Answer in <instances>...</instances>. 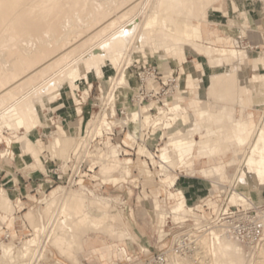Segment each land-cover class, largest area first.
Instances as JSON below:
<instances>
[{
  "label": "bare ground",
  "instance_id": "6f19581e",
  "mask_svg": "<svg viewBox=\"0 0 264 264\" xmlns=\"http://www.w3.org/2000/svg\"><path fill=\"white\" fill-rule=\"evenodd\" d=\"M22 1L25 2V4L28 7H26V5L24 3H22ZM26 1H27V3H26ZM35 1L36 2L30 0L31 5H28V3H29L28 0H0V51H2L3 54L7 53V55L11 56L12 58L13 57L16 58L15 60L14 59L11 60L12 61L11 71H7L4 68V66H2V64H1L2 59H0V100L4 99V101H6L5 100L6 97H8L10 94L12 95L13 90L17 86H18V88L21 87V84L24 83L23 82L24 80H22L24 77L25 78L28 77L26 79L24 78L25 80H28L32 75H33L32 76V78H33L36 75H38V73L40 75L44 74L42 72H44L45 70L42 72L39 70V68L41 69L42 66L41 67L36 66L37 64H39L41 62L42 59L45 60L44 58L46 57V55L44 57V54L46 53L45 47L43 48V51L39 52V54L38 53L35 54L36 53L35 48L38 49L39 46H41L40 48H42V45H40V43L35 44V45L39 44L38 47L33 45L35 47L34 48L35 53L32 55V53L34 52V51H32L31 52L32 56L31 55H28L29 57L25 56V54L23 53L25 51V48L22 45L19 47V49H15L17 51L13 52L14 44L19 39L28 36L27 35L28 33H32L35 35L37 33L41 34L40 29H41L42 25L40 24V20L42 18L40 19V17H38L40 19L38 21V19L32 15V14H34L33 13L34 10L37 13V10H39V8L41 7V3L36 4L38 1L37 0H35ZM59 1H62V0H59ZM59 1H57L58 3H56V1H53V3H51L49 5L50 0H48V1H46L47 3L44 2V4L46 3V5L44 7H42L41 9L44 11L51 10V12L52 11L54 12L55 10H57L55 13L57 14L56 17H58L59 15L63 14L62 12H63V9L66 7V5L69 7V5L66 2H64L65 5H63V4H60L63 2H59ZM68 1L69 0H67V2ZM85 1L87 2L88 0H85ZM85 1H83L84 4L86 3ZM118 1L120 2L121 5L124 4V2L123 3L121 2L122 0H118ZM127 1H130V2L128 3ZM127 1H126V3L129 5H127L126 7H125V5L120 6V7L118 6L119 8L113 7V8H115L113 10L114 12L117 11L118 9H121V7H124V8L122 10H119V12L117 11L116 14L114 13L116 16L111 18V19H108V17H107L108 14L110 13V11H109L110 8L107 9L109 12L108 13L106 11L107 7H105V5H103L102 7H98L99 2L97 3L98 6L96 5V7H92V9H90V11H89L91 13V17L96 18L98 16H103V19H104V16L107 15L106 18L108 19V21L104 20L105 23H100V24H103L102 27H100V24H99V28L96 27V30L103 28L104 25L107 24V25H105L106 27H104V29L111 27V29L109 28V30L112 31L114 28V25L117 23L116 21L122 22V20L120 18L125 17V15L128 14L127 12L131 11L134 7L137 6L136 5L137 0H127ZM140 1L141 0H139L138 2H140ZM31 2H34L35 5L39 6V8L35 7V5H33V3H31ZM77 2L78 1H76L75 4L78 5L80 2L79 3H77ZM88 2L92 3L91 0H89ZM93 2H94V0H93ZM96 2H97V0H96ZM108 2H109V0H108ZM108 2L106 0V3H108ZM119 2H117V3H119ZM153 2H155V0ZM215 2H219V4L215 5L214 4ZM71 3H73V1ZM142 3H143V0L141 2V6H142ZM144 3H146V0ZM193 3H192V0H156V3L152 4L150 9H148L149 11H148L147 15L145 16V19L143 18L144 22L141 21V22H143V25H142V29L140 31V35L142 33L141 38L146 37V39L148 41V46H147L148 50L156 51L157 54L161 58L166 59L167 62H172L174 64H177L178 62H182L183 61V57H182L183 55L181 54L182 49L189 50L190 53L195 54L198 57L202 58L201 62H196L197 68L195 67L189 72L188 79L192 78V79H194V81L198 82L197 84L199 86V89L204 88L205 93H203V94L200 93L199 96L196 97V101L191 103L190 108L189 107H183V106L178 105V104H166V109H167L166 111L163 109V107L162 108L156 107V110L158 111V113L160 115H162L164 117L167 116L168 114H170L171 117L169 119L165 117L167 120L170 121L169 124L165 123L166 124L165 127H167V129H168L167 132L169 134H174L176 136V141H180L184 137L188 139V140L186 139L188 141V143L181 144L177 147H173V149H172V153L174 151L180 153L177 155L178 157L175 155L178 158V161L180 162V169L189 170L190 168H192L195 164L194 157L196 154L197 156H200L205 161V166L200 169L199 173L201 175H203L205 177V179H209V178H213V177L216 178L215 176L224 172L226 167H229L232 164L236 163L235 159L233 158V154L231 152L229 153V151H228V152L224 153V151H226V148H227L226 145H228V144L224 145L225 142L226 143L228 142L225 140L228 139V140L232 141L233 144H235L236 149H239L238 151L242 152V157H241V160L239 163L240 165L237 166L238 167V174H237V178L235 179L236 180V187H237V189H243V190L245 189L246 191L245 192L243 191L244 192L243 196L251 198L252 203L253 202L258 203L259 202V200H258L259 196L264 192V122H263L262 126L261 125L259 126V124H256L255 121L253 120V118H254L253 114H250L248 112L245 113V108H250L253 106H260L264 102V80H263L264 75H261V76L257 75L256 76V73H254L255 69H264V60H263L264 56H262V58H263L262 60H259L258 59L259 56L255 52H252L250 50L242 51V50H237L233 47L231 49L218 50V49H214L212 47H207V46H202L200 44H197V40L205 38V40H207L209 42H215L217 44H223V43L231 44L232 42H233V44H235V40H233L232 37H230L226 33H224V32L216 33V32H212V31H209L208 29H206V27L204 26L206 24L203 23V21L209 20V21L215 22L216 21L215 17L219 15L222 17L219 22H223L224 23L223 25H225V27L233 28V29L236 28L237 30H239L240 33H242L243 32L242 28H244V27H239L236 25V22L239 21L238 17H241V21H242L243 26L245 23L249 24V22L252 20L251 17L256 16L255 7L257 8V5H260L261 9L262 8L264 9V0H221V1H218V0H197V2H196V0H193ZM21 4L22 5L24 4V6H23L24 10L22 9ZM44 4L42 2V5H44ZM109 4H110V2H109ZM109 4H107V5H109ZM113 4H114V2H113ZM90 5L91 4H88L87 8H89L88 6H90ZM138 5H140V4L138 3ZM31 6H32V9L30 10L29 7H31ZM248 6H252L254 9L249 10ZM72 7H73V5H72ZM146 7H147V5H146ZM84 8H86V5ZM84 8H83V10H84ZM27 9L29 11H31V13H32V14H30V16L27 15L26 13H24V11L29 12V11H27ZM138 9H136V10H138ZM78 11H79V9H78ZM262 11L263 10H261V13H262ZM42 12H41V15H42ZM84 12H85V10H84ZM194 12L197 14H193ZM36 13H35V15L38 16L39 13H37V14ZM79 13H80V11H79ZM70 14H71V12H70ZM82 14H84V13H82ZM144 14H146V12ZM144 14H142V15H144ZM45 15H46V13H45ZM67 15H68V13L67 14L65 13L66 20L68 17ZM65 16H64V18H65ZM229 16H231L233 18V20L227 21L226 19ZM42 17H44V16H42ZM47 18L49 19L51 17H47ZM71 18L73 19V17H71ZM83 18H85V16ZM99 18H101V17H99ZM118 19H120V20H118ZM127 19H128V17H127ZM42 20H45V19L43 18ZM51 20H52V18H51ZM53 20H54V18H53ZM62 20H63V18H62ZM254 20H256V19H254ZM46 21H47V19H46ZM64 21H63V23H64ZM57 22L58 21L55 20L53 22L54 24H52V25H54V27L56 29L59 28L57 25ZM101 22H102V20H101ZM46 24H47V22H46ZM90 24H92V23L90 22ZM85 25H86V23H85ZM119 25L120 24L118 23V26ZM138 25H139L138 23L135 25L133 24V26H131V24H130V27L128 25H125L128 28L124 29L122 27V29H121V27H120V30H122V31L119 30V32H116L117 31L116 30L117 28H116L115 29L116 33L115 32H113V34L111 33L113 35V39L111 38L112 37V35H111V37H109V38H111V40H109L106 44H104L105 42L103 40L102 41L104 43H101V40H100L99 45H100V43L104 44V45L98 47V45L96 44L97 47L94 48V52L90 51V53H88V51H87L88 54L87 53L84 54V55H88V58L86 60H85L86 57L83 55V57H85L83 61L78 60L79 64H75V65L73 64V66H71V68H68V70L63 71L64 74H63V72H59V74H62V76H57L58 78H55L54 81L51 80V78H50L49 79L50 82L47 85L44 83L46 87L44 85H42V87L44 86V88L41 87L42 88L41 89L38 86L39 89H38V91H36V94L34 93L35 95L32 94L33 96H31V97L29 96L30 97V98L28 97L29 99L26 98L27 100L25 99L26 101H24L23 103H19L20 102L19 101V102L13 104V102L10 101V103L12 102L11 105L8 104L9 105L8 107L3 109L2 111L0 110V125L5 126L6 128L10 129L13 132H18L20 130L24 131L22 133V135L18 138V140L21 143L19 147L21 150H25V152L31 154V156L34 159L35 166L37 168H39V170H41L42 172H46L45 165L43 162H41V160L38 156V154H39L38 150L35 148L34 143L32 141V138H31V130L32 129H34V128H44L45 129V128L50 127L52 114L55 111H58L62 108L67 109L65 114L68 116L72 115L73 113H75L76 115L81 113L80 107L75 108L73 110V112L70 109L71 103H76L77 105H79L77 95H76L77 91L79 89H82L84 91L85 96H89L90 92L93 91V87H94L93 82H92L93 79H95L96 81L98 80L101 84H103L104 81H106L108 78H111V82H112L114 78L112 77V75L110 73L111 68H113L115 70H119V72H120L119 78L113 81L114 82V89H116V90L120 89L122 91H125V93L130 90L131 81L129 79V75L127 72L128 69L126 70V68H127L126 65H130V63L132 62V59H131V56L133 54L132 52L140 51L139 48H140V44L142 42H138L137 41L138 39H137L136 41L138 43H135V45L136 44L137 45L135 46V48H133L134 50L132 52H130L131 54H129L130 55L129 58L128 59L126 58L127 59L126 63H124V65H121L122 67L120 66V63L122 62V59H124L123 57L125 56L126 50L128 48L127 43H128V41H130L132 39L133 35H135V32H136V29L138 28ZM116 26L117 25H115V27ZM50 28L53 29L52 27H50ZM68 29L69 28H67V31H68ZM44 30L46 31V29H44ZM48 31H50V30L48 29ZM48 31H46V32L48 33ZM56 31H58V30H56ZM93 31H94V34H96V31L95 30H93ZM101 31L99 30V32H101ZM65 32H66V30L64 31V33ZM90 32H88V33H90ZM99 32H97V33H99ZM105 32L106 31L103 30V32H101L102 34L101 33L100 34L104 36ZM231 32H234V31H231ZM47 33H46V35H47ZM51 33H53V32H51ZM51 33L49 32V34H48L49 37L54 35V33L52 35H50ZM114 33L115 34L118 33L116 35V37L114 36L115 35ZM43 35L44 34H42V36ZM46 35L44 37L46 39H48L47 38L48 36L46 37ZM92 35L93 34H91V36H90V34H89L90 37H88V35H87L88 40L85 42H83L85 39L83 41L80 40V41H82L80 44H82V43H84V45L87 44L86 42H88L91 39ZM29 36H31V34H29ZM38 36H37V38H38ZM95 36H98V35H95ZM28 37H26V38H28ZM62 37H63V34H61V40H62ZM66 37L69 38L68 35L65 36V39H67ZM82 37H84V36H82ZM100 37H99V39H100ZM107 37L108 36L106 34V38ZM33 38H36V37H33ZM37 38H36V40L38 41L39 38L38 39ZM40 38H42V37L40 36ZM43 38H42V40H43ZM45 38H44V40H45ZM52 38H53V36H52ZM70 38H72V37H70ZM85 38H86V36H85ZM96 38H98V37H95L94 39H96ZM137 38H138V36H137ZM50 39H51V37H50ZM58 39L56 41H58ZM52 40H54V38ZM91 40H93V39H91ZM104 40H106V39H104ZM143 40L144 39H142V41ZM39 41H41V40H39ZM33 42H34V40H33ZM47 42H49V41H47ZM45 43H46V40H45ZM53 43L56 45L55 40ZM61 43H63V42H61ZM61 43H58V45ZM63 44H65V43H63ZM144 44H145V42H144ZM72 45H74V44H72ZM152 46H154V48H152ZM74 47H77V45ZM14 48H16V47H14ZM26 48H27V46H26ZM47 49H48V47H47ZM62 49H65V48H61V51H62ZM92 49H90V50H92ZM39 51H40V49H39ZM66 51H68V50H66ZM26 52H27V50H26ZM29 52L30 51H28V54H29ZM55 53H53V54H55ZM59 53H60V51H59ZM63 53H65V52H63ZM67 53L68 52H66L65 54H61V55H63V57H64V55L66 56ZM23 54L25 57L23 56ZM50 56H52V55H50ZM58 56H59V54H58ZM58 56H56L57 60L54 58L55 60L53 62L56 63L63 58L62 56H61V58ZM42 57H44V58H42ZM47 57H49V56H47ZM76 58H78V57H76ZM64 59L66 60V58H64ZM47 60H49V59H47ZM47 60H45V62ZM63 61L64 60H62L61 62H63ZM187 61H188V58H187ZM5 62H6V60H5ZM42 62H41V64H42ZM51 62H52V59H51ZM167 62H165V63H167ZM59 63H58V65H59ZM74 63H75V61H74ZM50 64L48 63V67L50 66ZM58 65H53V66L51 65V67H54V66L58 67ZM9 66H10V64H9ZM34 66H36L37 68L35 67L36 68L35 69ZM44 66L46 69L47 65L45 64ZM59 66H61V64ZM119 66H120V69H118ZM125 66H126V68H125ZM48 67H47V69H48ZM42 68H44V67H42ZM25 69L29 72V73L27 72L28 74H30V75L32 74V75L31 76H27V75L24 76L25 75L24 74ZM51 69H53V68H51ZM23 70H24V73L22 74ZM37 70H38V72H37ZM41 70H43V69H41ZM164 70H165V68H164ZM167 71L169 72L171 70L167 67ZM250 71L252 72V74H250ZM56 74L58 75V73H56ZM220 75L222 76V78H221L222 80L220 79V77H221ZM45 76H47V75H45ZM218 76H220V77L218 78ZM32 78H30V79H32ZM217 78H218V82H215V81H217ZM90 79H92V80H90ZM20 81H22L23 83L21 82V84H20L19 83ZM32 85H33V83H32ZM215 88L220 92L221 95L219 97H221V98H222V96L225 97L226 95L231 96V94H234V93L235 94L241 93V94H239V96L236 95V97H235V98H237L238 103L241 106V109H239V110L233 109V108L228 107V104H226V103L214 101L213 102L214 105L212 106V108L214 107V109L215 108L218 109V111L216 112L217 115L216 114L214 115V113H211L210 112L211 110L208 109V106L210 105V103L208 104L207 97H208V92L209 91L212 92L213 90H215ZM98 89H100V88H98ZM122 91L117 95V98H120L122 95H124L122 93ZM65 93L67 94V98L64 97ZM110 96H112V95H110ZM26 97H27V95H26ZM113 97H114V94H113ZM8 99H10V97ZM232 99H234V98H232ZM3 102L1 101L0 103H3ZM236 102L237 101H235V103ZM102 104H103V102H102ZM167 111H168V113H167ZM140 112H142L141 115L144 118L143 122L147 125L150 124V122H151L150 113L148 112L147 108L146 109L144 108L143 111L140 110ZM97 115H100V114H94L93 113L90 116V118L86 121L87 133H89V134H90V132H89L88 126L90 128H92L91 126L94 124V122L96 123V120H97L96 118H99V117H97ZM139 116H140V114L137 112H129L127 119H123L121 121L116 120V121L108 122L106 119L107 114H105L103 111L102 116H100V119H98V127H96L94 134L97 135L98 134L97 132L102 127L112 128V126H114V125H120L121 127L124 125H127L126 128L128 129V131L125 135V141L123 143H125V145H129L130 142L135 140L134 136H135L136 127H137L136 122H137V118ZM155 119H153V120H155ZM162 119L163 118H161V120ZM84 120H85L84 117L80 118L79 126L76 129V133H79L80 125L84 122ZM155 123L157 124L158 122H155ZM201 123H202V126L198 127ZM212 125H214V127H216V128L212 127ZM152 126H154V125H152ZM197 127H198V129H197ZM147 128H149V127H147ZM217 128H219V129H217ZM2 129H3V127H2ZM91 130H93V129H91ZM0 131H1V128H0ZM54 131L57 133L58 137L54 138V142H51V143H53L51 151L52 150L55 151V149L58 147L60 150L59 154L63 156V155H66L67 151L69 152V150H68L69 148H71V150H72L75 146L76 147L78 146L76 144L77 142H75V138L69 134L68 130H66V134H63V132H61L60 130H57V129H55ZM217 131L220 133V136H218V137L221 138L222 143L225 141L223 146L221 145V142H218V141L214 144L211 143L212 141L210 140V137L213 138ZM167 132H165V133H167ZM255 132H256V135H255ZM199 134L201 135L202 140L199 142L197 141L198 143L196 144L195 152L189 151L190 153L188 154V156L190 155L193 158V160L191 162H188L189 159H186V157L183 156L182 151L191 148L194 144L196 136ZM54 135H56V134L54 133ZM92 136H94V135H92ZM225 137H226V139H225ZM253 137H254V140H253ZM0 139H1V135H0ZM5 140L7 142L9 141L8 138H5ZM219 141H220V139H219ZM165 143H167V142H165ZM230 145H231V143H230ZM104 147L108 148L109 146L105 145ZM111 148H109V149H111ZM228 149H230V148H228ZM108 150H106V151H108ZM170 151L171 150L168 149L167 145L163 146V148L160 149L161 153L159 155V158L162 161H167L171 156V155L169 156ZM145 153H146V151H145ZM52 154H53V152H52ZM141 154H142V152H141ZM229 154L232 155V157L226 161L225 157H226V155H229ZM116 155H118V153ZM67 156H66V158H67ZM98 157L100 158L99 159L100 161H97V164H99V166H100L99 176L102 178V181L104 183H106L109 179H112L113 183L115 185H117L123 179L130 176V173H131L130 172V166L132 164L131 159L130 160L129 159H123V160L119 159L118 157L114 156V154L110 153L109 151L107 154H105L103 152ZM149 158H150V156H149ZM151 161H153V159ZM144 164L145 163H143V165ZM145 166H146V164H145ZM163 168H166V167H163ZM144 170L148 173L147 168ZM162 170H164V169H162ZM115 175L120 176V177L118 178ZM149 175H150V172H149ZM234 175H236V174H234ZM97 178H98V176L92 177L93 180H97ZM175 180H176V178H174L171 175L166 174V178L164 180H162V181L160 180V181L163 183H167L168 186L171 187L174 184H176ZM182 182L185 184L193 185L196 181H194L193 179L188 178V177L187 178L183 177ZM79 184H81V183H79ZM185 188L186 187H184V189H183L185 191V192L183 191L184 193H180L178 191L177 193L172 194V195L177 196L178 204L173 208L171 207L170 213H167V216H171L173 221L174 220L179 221V224L187 222L185 217L180 215L185 210V207H188L190 209L189 211H191V212H187L186 215L188 213H192L191 215L196 222L198 221L197 219L199 218L195 214V212L193 213V211H195L194 207L197 205V203L192 200L191 193L187 190V188L185 190ZM205 192H206V190L204 188V190H200L197 193V195L200 196V195L204 194ZM241 193L238 194L239 195L238 198H240ZM232 197H234V196L232 195ZM115 198L106 197L103 195H98L94 192H90L86 189H81V188L78 190L76 189L75 191L71 190V191L66 192V193L64 192V188H62V187H57L54 190H52L50 193L49 202H47L45 204L46 208H47L46 210L48 212H50L51 209L54 210V208H55V210L56 209L58 210L56 213L57 219H56V221L54 220L55 225L53 228L51 227L52 231L49 232V235H50L49 238L52 237V235L54 237V238L52 237L53 240H52L51 244H53L56 248H58L62 254L64 253V254L68 255L69 259L73 258L76 262L74 260L73 261L77 264L78 261L75 258L76 256L73 254V248L76 245V247L77 246L80 247L78 250H82L81 243L84 244V242H79V240L81 239L79 237L82 235V233H84L85 229H87V230L91 229L89 231L95 230V231H99V232L101 230H103V233H106L107 235H109L111 237L115 236V234H113L112 230H113V227L116 228V226H114L113 224L117 221L119 222V218H121V217H119L120 215H118L116 212L112 211V208H109L110 202H117V200ZM14 199L15 198H14V195L12 192H6L5 190L0 188V213L3 214L5 216V218H7L8 212H10L11 214L13 212V206H12L13 201L16 200V202H18L19 205L21 206V200H18V199L14 200ZM242 199H243V197H242ZM243 201H244V199H243ZM257 206H258V204H257ZM196 207H200V205H197ZM46 210H44V212ZM47 211H46V213H44L46 216L49 215V213L47 214ZM41 212H42V210H41ZM52 212H54V211H52ZM28 213L32 214L33 212H31V210H28ZM262 214H264V213H262ZM12 215H14V214H12ZM31 216L33 218H35L33 215H31ZM27 217L29 218V216H27ZM32 217H31V220H32L31 223L34 222V224H31V225L34 227L33 228L34 236H33V238L26 240L23 243V247L20 250L18 249L19 253L22 255L23 258L29 256L30 254L33 256L32 251H33V249H35V247L38 245V243L40 242V239H41L40 238V232H41V230L45 229L43 226H42L43 228L41 226H38V222L36 223L37 224L36 225L35 221H33L34 219H32ZM261 217L264 221V216H261ZM21 218L22 217H13L12 216L10 226H11V224L16 225V222L13 223V221L22 220ZM55 227H57L58 229H56ZM7 229L10 231V235L13 236L11 230L9 228H7ZM54 229H56V230H54ZM0 230H1V228H0ZM117 230H119V229H117ZM86 232H88V231H86ZM51 233H52V235H51ZM79 234H80V236H78ZM127 234H128L127 231L122 232V230H121L120 238L126 237ZM28 236H30V235H28ZM199 238H200L199 242L201 245L200 249H202L203 251L202 252H196L193 254L194 255L193 259H194V261H197V264H239L240 261H241L240 263L243 262L241 259V256L245 252L242 248L243 247L242 244L233 240L229 236L224 235L220 229L210 228L209 230H207V232H204L203 236L200 235ZM47 239H48V237H47ZM38 247L39 246H37L36 248H38ZM40 248H42V247H40ZM108 248L106 250L107 253L105 254V256L108 255L111 251V247H108ZM263 248H264V246H263ZM14 249H15V247L12 244H7V245H3L2 243L0 244L1 255L5 258H7V257L10 259L16 258V255H15V257L13 256V250ZM254 249L255 248H253L252 251H255ZM117 251L120 252L121 249L117 248L116 252ZM36 252H37V250H36ZM17 255H19V254L17 253ZM21 255H19L18 257H20ZM18 257H17V259H18ZM22 257H20V258H22ZM169 257H171V256H169ZM250 257H249V260H250ZM206 258H208V260H209L208 263L206 262L207 261ZM244 258L246 259V257H244ZM255 258H256V256H255ZM1 259H3V258H1ZM170 259H172L171 264H192V261L191 262L187 261L178 255H174ZM205 259H206V261H205ZM251 259H252V257H251ZM4 260H8V259H4ZM21 260H23V259H21ZM249 260H246V261H248L247 263L248 264L252 263L253 259L250 261ZM1 261H3V260H1ZM254 261H256V260L254 259ZM11 262H14V260H12ZM7 263H10V262H7ZM247 263H245V264H247ZM256 263H258V261ZM258 264H263V263H258Z\"/></svg>",
  "mask_w": 264,
  "mask_h": 264
},
{
  "label": "rangeland",
  "instance_id": "374dc122",
  "mask_svg": "<svg viewBox=\"0 0 264 264\" xmlns=\"http://www.w3.org/2000/svg\"><path fill=\"white\" fill-rule=\"evenodd\" d=\"M28 1H29L28 5H31L30 0H28ZM31 1L36 2L35 0H31ZM37 1L38 2L36 4L41 3L40 8H39V6L35 5L34 2H31V3H33V5H35V7L39 8V10H37V13H39L38 16L35 15L36 11L34 9L33 10L35 12L32 10L34 14H32L31 11H29L28 9H27V11H29V12L24 11V13H26L29 16H30V14H32L33 16H35L38 19V21L41 18L45 19V20H42V19L40 20V24L42 25L41 29H40L41 34L37 33L35 35L32 33H28L27 34L28 36H29V34H31V36H29V37L26 36L29 39L26 37L19 39L14 44V47H16V48L13 47V52L17 51L15 49H19V47L22 45L25 48V51L23 53L25 54V56L29 57L28 55H31V52L34 51L35 49H36L35 50L36 53L34 51L32 53V55L34 53L39 54V52L43 51V48L45 47L46 53L44 54V57H45V55H46V57L45 58L42 57V58H44L45 60H47V59H49V60H47L46 61L47 63H46L45 60L42 59L41 60V62L43 61L42 64L40 62L36 66L37 67H41V66L44 67V68L41 67V69H43V70H41L40 68H39V70L41 72L45 70L46 72L45 71L42 72L44 74H41V75L38 73V75H36L35 77L32 78V76H33L32 74H31L32 76L30 74H28L29 72L26 69H25V73H24V70H23L22 74L24 73L25 74L24 76H26V75L31 76L30 78H32V79L29 78L30 80L29 79L25 80L28 77H26V78L24 77L25 79L24 78L22 79V80H24L23 81L24 83L22 81L19 82L20 84H21V82L23 83V84H21V87L18 88V86H17L13 90V94L12 95L10 94L12 97L9 95L8 97H6V99H5L6 101H4V99L0 100V102L4 101L3 102L4 104L0 103L1 104L0 105L1 111L3 109H5L6 107H8L9 105H11L12 102H13V104L17 103L19 101H20L19 103H23L24 101L29 99L31 96H33L32 94H34V93L36 94V91H38V89H39L38 86L41 88L42 85L45 86V84L47 85L50 82V80H49L50 78H51V80L54 81L55 78H58L57 76H62V74H59V72H63L64 70L65 71L68 70V68H71V66H73V64L74 65L79 64L78 60L83 61L85 57H86L85 58V60H86L88 58V55H84V54H86L87 51H88V53H90V51L94 52V48H96L97 45H98V47L102 46V45L106 44L109 40H111V38L113 39V35H112L113 32H115L116 30H117L116 32H119L120 27H121V29H122V27L124 29L125 28L127 29L128 27H126L125 25H128L130 27V24H131V26H133V24L134 25L137 23L139 24L138 28L136 29L135 35H133L132 39L130 41H128V43H127L128 48L126 50L125 56L123 57L124 59H122V62L120 63V66L124 65V63H126L127 59L130 56L129 54H131L130 52H132L134 50L133 48H135V46L137 45V44L135 45V43H138V42H142V43L140 44V48H139L140 51L132 52L133 53L131 56L132 62L130 63V65H126L127 68L125 66L126 70L128 69L127 72L129 75V79L131 81V88L128 92L125 93V91H122L120 89H117V90L114 89V82L113 81L119 78L120 72H119V70H115V69L111 68L110 73H111L112 77L114 78L112 82H111V78H108L106 81L103 82V84H101L98 80L96 81L95 79H93V80L90 79V80H92L94 87H93V91L90 92L89 96H85L84 91L82 89H79L77 91L76 95L79 96V98L82 96V98L85 99V102L80 107L81 113H79L78 115L73 113L72 115L68 116L65 114L67 109L62 108L58 111H55L52 114L50 127L45 128V129L44 128H34L31 130L32 141L34 143L35 148L38 150V153H39L38 156H39L41 162H43L45 165L46 172H42L41 170H39V168H37L35 166V162H34L33 157L31 156V154L25 152V150L20 149L19 146L21 143L18 140V138L22 135V133L24 131L20 130L18 132H13L10 129L6 128L5 126L0 125V128H1V131H0V135H1V139H0V188L5 190L6 192H12L15 199L21 200V206L19 205L18 202H16L15 199H14L15 201H13V205H12L13 206V212H12V214H14V215H12L10 212H8L7 218H5V216L0 213V226H1L0 227L1 228V230H0V244L2 243L3 245H7V244L14 245L15 249L13 250V256L15 257V255H16V258L13 257L14 259H12V258L10 259L8 257L7 258L3 257L1 255V252H0V256H1L0 259L3 258V259H1L3 261L0 260V264H10V263L11 264H76L75 263L76 261L73 258L69 259L68 255H66L64 253L62 254L58 248H56L53 244H51L52 240L54 238L52 233H51V235L53 238L52 237L49 238V236H50L49 232L52 231L51 229L55 225V221L57 219L56 213L58 210L57 209L55 210V208H54V210L51 209L50 212H48L46 210L47 208H46L45 204L47 202H49L51 191L57 187L64 188L65 193L69 192L71 190L75 191L76 189L78 190L80 188L86 189V190H88L90 192H94L98 195H103L106 197H113V198L116 197L115 199L117 200V202H110V207H109V208H112L113 212H116L118 215H120L119 217H121V218H119V222L117 221L113 224L114 226H116V228L113 227V230H112L113 234H115V236L112 235L113 237H111V236L107 235L106 233H103V230H101L99 232V231H95V230L89 231L91 229H88V230L85 229L84 233H82L81 236H80V234L78 236H80L79 238H81L79 240V242H84L85 239H87V244L85 245V244L81 243L82 250H78L80 247L79 246L76 247V245L73 248V254L76 256L75 258L78 261L77 264H79V263L80 264H154L153 263L154 258L156 257L157 254H160V253H165L167 255V258H168L167 264H171L172 259H170V258L174 255H178L177 253H175V244H176V241L178 240V238H180L181 236H185L188 234L195 233L196 232L195 231L196 226L194 224L200 223V222L205 223L203 221H208V220L210 221V220H213L215 218V213L210 211V210L204 211L205 213H201V214L198 212H195L197 210H200V208H201V207H196V206L202 205L204 202L203 200L205 198H207V196H209V194L211 192L215 193L214 194V197H215V204L214 205H216L217 209L220 206H222V208L228 206V207L238 208L239 210H242L241 207H243L245 210L251 209V210L257 212L259 215L264 216V214H262V212H260V211L264 212V192L259 196V198H258L259 202L258 203H255V202L252 203L251 198L243 196V193L246 191L245 189L244 190L243 189H237L235 179L237 178V174H238V167L237 166L240 165L239 163H240V160L242 157V152H239L238 151L239 149H236L235 144H233L232 141L226 139V137H225V139H226L225 141H228V142L226 143L224 141L225 144H224V142L222 143L221 138L218 137V136H220V133L218 131L216 132V134L213 138L210 137V140L212 141L211 143L214 144L218 141V142H221L222 146H223V144L224 145L228 144V145H226L227 148H226V151H224V153H226L228 151H229V153L231 152L233 154V158L235 159L236 163L232 164L229 167H226L224 172L215 176L216 178L213 177V178L205 179V177L203 175L198 173L200 171V169L205 166V161L200 156H197L195 154L194 166L192 168H190L189 170L180 169V162L178 161V158H177L178 157L177 155L180 153H178L176 151H174L172 153V149H173V147H177L181 144L188 143V141H187L188 139L184 137L180 141H176V136L174 134H169L167 132L168 131L167 127H165L167 123L168 124L170 123V121L166 119V118L169 119L171 117L170 114L167 115L168 117L165 116L166 117L165 118L164 116H162L158 113V111L156 110V107H160V108L163 107V109L165 111L167 110L166 104H178V105H181L183 107H189L190 108L191 103L196 101V97L199 96L200 93L201 94L205 93L204 88L199 89V86L197 84L198 82L194 81V79H192V78L188 79L189 72L193 68H195V67L197 68L196 62H201L202 58L198 57L195 54L190 53L189 50L182 49L181 54L183 55L182 56L183 61L178 62L179 64L178 63L174 64L172 62H167V60L164 58H161L157 54L156 51L148 50V48H147L148 41H147L146 37L141 38L142 33L140 35V31L142 29V25H143L145 16L147 15V13L149 11L148 9H150L152 4L156 3V0H155V2H153L154 0H151V1L146 0V3H144L145 0H143L142 6H141L142 0L140 2H138L139 0H137L136 5L138 7L137 6L134 7L133 8L134 10L132 9L131 11L127 12L128 14L125 15V17L120 18L122 20V22L116 21L117 23L115 25H117V26L115 27V25H114V28L112 27L113 28L112 31L109 30V28L111 29V27L104 29V27H106L105 25H107V24H105L103 28L99 29L100 31L102 29L104 31H106L104 33V36L101 35L102 34L101 32H103V30L101 32H99V30H96V27L99 28L100 23H105L104 20L108 21V19L115 17L116 16L115 14L117 13V11L119 12V10H122L124 7H121V9H118L117 11L114 12L113 10L115 8H119L120 6H123V5H125V7H126L127 5H129L126 3L127 0H122L121 2L122 3L124 2V4H122V5L120 4V2L118 0H115L116 2L114 0L113 1L109 0L110 4H109L108 0H107L108 3H106V0H103V1L97 0V2H96V0H94V2H93V0H91L92 3L88 2L89 0L87 2L85 0H81V1L80 0H69L68 2H67V0H64V1L63 0L62 1L50 0L49 5L51 3H53V1H56V3H58L57 1L63 2V3H60L63 5H65L64 2H66L69 5V7L67 5H66V7L64 6L65 8L63 7L64 9H63L62 13L64 15L61 14L58 17H56L57 14L55 13L57 10H55L54 12L53 11L51 12V10L44 11L41 9L42 7H44L46 5V3H47L46 1H48V0H43V1L37 0ZM72 1L74 4L71 3ZM76 1H78L77 3L80 2L78 4L79 6L77 4H75ZM83 1H85L86 3L84 4ZM218 1H221V0H218ZM42 2H43V4H44V2H46V3L44 5H42ZM113 2H114V4H113ZM117 2H119V3H117ZM127 2L129 3L130 1H127ZM196 2H197V0H196ZM22 3L25 4V2H23V1H22ZM26 3H27V1H26ZM87 3L91 4L90 5L91 7L88 6L89 8H87V5H88ZM97 3L99 4V6ZM138 3L140 5H138ZM192 3H193V0H192ZM24 4L23 5L21 4L23 10H24V8H23ZM107 4H109L110 6ZM214 4L215 5L219 4V2H215ZM72 5H73V7H72ZM85 5H86V8H84ZM96 5L98 7H102L103 5H105V7H107L106 8L107 12H108L107 9L110 8L109 11H110V13L111 12L112 13L110 14L108 12L109 13L108 16L106 15L108 17V19L106 18V16H104V19H103V16H98V17H96L97 19L95 17H91V13L89 11H90V9H92V7H96ZM146 5H147V7H146ZM26 7H28V6L26 5ZM82 7L84 8L85 12H84ZM111 7L112 8L115 7V8L112 9ZM29 8L31 10L32 6ZM248 8H249V10L254 9L252 6H248ZM78 9H79L80 13H79ZM136 9H138V10H136ZM261 10H263L262 13H261ZM41 12H42V15H41ZM64 12L66 14L68 13V15H67L68 21L66 20V16H65ZM70 12H71V14H70ZM81 12L84 14H82ZM145 12H146V14H144ZM45 13H46V15H45ZM263 13H264V9L263 8L261 9L260 5H257V8L255 7L256 16L251 17L252 18V20L250 21L251 23L250 22H249V24L245 23L244 26L242 24L241 17H238L239 21L236 22V25L239 27H244V28H242V30H243L242 33H240L239 30H237L236 28L233 29V28L225 27V25H223L224 24L223 22H219L220 19L222 18L219 15L215 17V20H216L215 22L209 21V20H204L203 23L206 24V25H204L206 27V29H208L209 31H212V32H216V33H222V32L226 33L227 35L232 37L233 40H235V44H233V42L231 44H229V43L217 44L215 42H209V41L205 40V38L197 40V44H200L202 46L212 47V48L218 49V50L231 49L232 47L237 49V50H242V51L250 50L252 52H255L259 56V58H258L259 60H262L264 58V57L262 58V56H264V14ZM142 14H144V15H142ZM193 14H197V13L194 12ZM42 16H44V17H42ZM64 16H65V18H64ZM84 16H85V18H83ZM126 16L128 17V19ZM38 17H40V19ZM47 17H51L52 20L54 18V20L52 21L51 18L48 19ZM71 17H73V19ZM99 17H101V18H99ZM62 18H63V20H62ZM46 19H47V21H46ZM120 19H118V20H120ZM254 19H256V20H254ZM55 20L58 21L57 25L59 28H57V29L54 27V25H52V24H54L53 22ZM101 20H102V22H101ZM226 20L231 21V20H233V18L231 16H229ZM63 21H64V23H63ZM89 21L93 25L90 24ZM141 21H143V22H141ZM46 22H47V24H46ZM85 23H86V25H85ZM118 23L121 26L120 25L118 26ZM102 25L103 24H100V27H102ZM50 27H52L53 29H51ZM67 28H69L68 31H67ZM44 29H46V31H48V29H49L50 31H48V33H47ZM64 29L66 30L65 33H64V31H65ZM56 30H58V31H56ZM93 30L96 31V34H94ZM120 31H122V30H120ZM231 31H234V32H231ZM45 32L47 33V35ZM49 32L54 33V35H52L53 33H51L50 35L53 36L56 45L53 43L54 40H52L53 39L52 36H50L51 37V39H50V37L48 35ZM88 32H90V33H88ZM97 32H99V33H97ZM42 34H44V35L42 36ZM61 34H63V37H62L63 41L61 40ZM89 34H90V36H91V34H93L91 39H93L94 41L90 39L88 42H86L88 45L87 44L84 45V43L80 44L84 39L85 40L83 42L88 40L87 38L90 37ZM106 34L108 36L107 38H106ZM117 34H115L114 36L116 37ZM45 35H46V37L48 36L47 37L48 39H46L44 37ZM66 35H68L69 38L66 37L67 39H65ZM87 35H88V37H87ZM95 35H98V36H95ZM111 35H112V37H111ZM32 36L36 37V38L38 36L39 40H41V41H39V40L37 41L36 38H33ZM40 36L42 38L43 37L45 38L46 43H45L44 38L42 40V38H40ZM82 36H84V37H82ZM85 36H86V38H85ZM137 36H138V38H137ZM70 37H72V38H70ZM95 37H98V38L94 39ZM99 37H100V39H99ZM109 37H111V38H109ZM57 39H58V41H56ZM104 39H106V40L108 39V40L106 41ZM142 39H144L143 41L145 42V44L142 41ZM33 40H34V42H33ZM80 40H82V41H80ZM100 40H101V43H104V42L105 43L104 44L100 43V45H99ZM47 41H49V42H47ZM61 42L65 43V44H63ZM37 43H40V45H42V48H40L41 46L38 47L39 44L35 45ZM58 43H61L62 45L61 44L58 45ZM72 44H74V45H72ZM33 45L38 47V49L35 48ZM76 45H77V47H74ZM26 46L29 50L26 48ZM47 47H48V49H47ZM61 48H65V49H62V51H61ZM152 48H154V46H152ZM39 49H40V51H39ZM90 49H92V50H90ZM26 50H27V52H26ZM58 50L60 51V53ZM66 50H68V51H66ZM28 51H30L29 54H28ZM63 52H65V53L68 52V53L66 54V56L64 55V57H63V55H61V54H65ZM53 53H55L56 55ZM24 54H23V56H24ZM58 54H59V56H58ZM186 54H187V56H186ZM6 55H7V53L3 54V52L0 51V59H2L1 64H2V66H4V68L7 71H11V67H12L11 66L12 65L11 60H13V59L15 60L16 58L15 57L12 58L11 56H8V55L6 56ZM50 55H52V56H50ZM60 55L63 58L56 63L53 62L57 58L56 56L61 58ZM83 55L85 57H83ZM47 56H49V57H47ZM76 57H78V58H76ZM64 58H66V60ZM187 58L189 61L194 60L195 64L186 63ZM51 59H52V62H51ZM5 60H6V62H5ZM62 60H64V61L61 62ZM74 61H75V63H74ZM164 61L167 63H165ZM48 63L49 64L51 63L49 67H48ZM58 63H59V65L61 64V66H59ZM9 64H10V66H9ZM45 64L47 65L46 69L44 66ZM51 65L52 66L58 65V67L54 66L55 67L54 68V67H51ZM36 66H34V68ZM120 66L118 67V69H120ZM47 67L49 70L47 69ZM167 67L171 71L168 72ZM51 68H53V69H51ZM164 68H165V70H164ZM37 72H38V70H37ZM56 73H58V75ZM254 73H256V76L257 75L258 76L264 75V69H255ZM63 74H64V72H63ZM250 74H252L251 71H250ZM45 75H47V76H45ZM220 76H218V78ZM218 78H217V81H215V82H218ZM221 78H222V76L220 77V79ZM263 80H264V76H263ZM32 83H33V85H32ZM44 86L42 88H44ZM98 88H100V89H98ZM121 91L124 95H122L120 98H117V95ZM156 92H158V93H156ZM209 92H208L207 100H208V104L210 103V105L208 106V109H210L211 111L210 110L209 111L211 113H214V115L215 114L217 115L216 112L218 111V109H216V108L214 109V107L212 108V106L214 105L213 104L214 101L226 103V104H228V107L233 108V109H237V110L241 109V106L238 103L237 98H235L236 95L239 96V94H241V93H239V94L234 93V94H231V96L226 95L225 97L222 96V98H221V97H219L221 94L216 88L212 92H210V93ZM25 94L27 95V97ZM113 94H114V97H113ZM110 95H112V96H110ZM9 97H10V99H8ZM64 97L67 98L66 93H65ZM139 97L143 98V100L139 101L140 100ZM232 98H234V99H232ZM10 101H12V102L10 103ZM235 101H237V102L235 103ZM102 102H103V104H102ZM74 104L75 103H71L70 109L72 110V112L75 108H79V106L76 107ZM144 108L145 109L147 108L148 112L150 113V119H151V122L153 121L152 122L153 124L150 122V124L147 125L143 122L144 118L142 117V115H141L142 112H140V110L143 111ZM103 111L105 114H107L106 119L108 122L116 121V120L117 121L123 120L124 116L120 115V111H125L127 114V117L129 115V112H137L140 114L141 117L139 116L137 118V122H136L137 127H136V133L134 136L135 140H133L132 142L129 143L130 146L125 145V143H123L125 141V135L128 131V129L126 128L127 125H124L122 127L120 125H114V126H112V128L102 127L97 132L98 133L97 135L94 134L96 127H98V119H100V116H102ZM111 111H112L113 115H115V113L117 111V115L114 118H110V116H109ZM246 112L253 114V117H254L253 120L255 121L256 124H259V126L263 125V122H264V120H263L264 119V102L260 106H253L250 108H245V113ZM93 113L94 114H100V115H97V117H99V118H96L97 119L96 123L94 122V124L91 126L92 128H90L88 126L90 134L87 133V135L89 134L91 138L96 137V136L103 137L102 139H100L98 141H100V143H101V145H99V148H102L103 149L102 152H104L105 154H107L109 151L110 153L114 154V156L118 157L119 159H122V160L123 159H129V160L131 159L132 164L130 166V172H131L130 176L123 179L117 185H115L113 183L112 179H109L106 183H104L102 181V178L99 176L100 166L96 162V165L98 166V168L95 170V172L92 174V176H98V178H97V180L92 179L94 182L87 181V182L81 183V184H79V186H75V187H71L66 182V180L63 181L62 183H57L55 185L49 183L48 179L45 178V176L49 175L50 166H49L48 162H46L43 159L44 154H42V152L48 151L51 154L52 159L64 160V159H66V156L71 151V148H69L68 149L69 152L67 151L66 155H63V156L59 154L60 150L58 147L55 149V151L54 150L51 151L52 146H53L52 145L53 143H51V142H54V138L58 137L57 133L54 130L55 129L60 130L61 132H63V134H66V130H68L69 134L73 137V131L76 127H78L77 126V120L78 119L80 120L81 117H84L85 120H84L83 126L85 127L86 121L90 118V116ZM167 113H168V111H167ZM161 118H163V119L161 120ZM153 119H155L156 121ZM155 122H158V123L156 124ZM152 125H154V126H152ZM201 126H202V123L198 127H201ZM2 127H3V129H2ZM84 127H83V130H84ZM147 127H149V128H147ZM198 127H197V129H198ZM212 127H214V125H212ZM214 128H216V127H214ZM91 129H93V130H91ZM114 129H115V131H114L113 136H109V135H106L104 133V131L106 133L107 132H113ZM217 129H219V128H217ZM165 132H167V133H165ZM54 133L56 135H54ZM83 134H84V132H83ZM92 135H94V136H92ZM255 135H256V132H255ZM5 138H8L9 141L7 142L5 140ZM219 139H220V141H219ZM201 140H202L201 135L200 134L197 135L193 146L189 149L182 151L183 156H185L186 159H189L188 162H191L193 160V158L190 155L188 156V154L190 152H195L196 144ZM253 140H254V137H253ZM165 142H167V143H165ZM230 143H231V145H230ZM105 145H108L109 147L104 148ZM123 145L127 148H125ZM166 145H167L168 149L171 150L169 152V156L170 155L171 156L169 158L170 160L168 159L167 161H162L159 158V155L161 153L160 149H162L163 146H166ZM120 147L124 150L123 154L125 153L126 156H124V155L121 157L119 156V148ZM75 148H76V146L72 150H74ZM109 148H111V149H109ZM228 148H230V149H228ZM105 149L106 150L109 149V150L106 151ZM145 151H146V153H145ZM52 152H53V154H52ZM141 152H142V154H141ZM117 153H118V155H116ZM149 156H150V158H149ZM231 157H232V155H230V154L226 155L225 160L227 161ZM50 158L51 157H49V159ZM151 158L153 159L154 162L151 161L152 160ZM99 159L100 158L98 157L97 161H100ZM143 163H145L147 167L145 166V164L143 165ZM163 167H166V168H163ZM146 168L148 169L147 170L148 173L144 170ZM162 169H164V170H162ZM149 172H150V175H149ZM166 174L171 175L174 178H176V180H175L176 184H174L173 186L170 187V186H168L167 183L161 182L162 180H164L166 178ZM234 174H236V175H234ZM115 176L118 178L120 177L117 175H115ZM183 177L191 178L196 182L193 185L185 184L182 182ZM184 187H186L187 190L191 193L192 200L197 203V205L194 207L195 211H193V213L195 212V214L199 217L197 219L198 220L197 222L192 217V215H191L192 213H188L186 215L187 212H191V211H189L190 209L188 207H185V210L180 214L181 216L185 217V219L187 220L186 223H182V224L180 223L179 224V221H175V220L173 221L171 216H167V213H170V211H171V207L173 208L178 204L177 196L172 195V194H175L178 191L180 193H184L185 192L183 190ZM186 188H185V190H186ZM204 188H205L206 192L204 194L198 196L197 193L200 190H204ZM239 193H241L240 198H238ZM232 195L234 197H232ZM242 197H243L244 201H243ZM257 204H258V206H257ZM43 209L46 210L47 214L49 213V215L46 216L44 214V213H46V211L44 212ZM28 210H31V212H33L32 214L31 213L30 214L33 215L38 221L28 213ZM41 210H42V212H41ZM52 211H54V212H52ZM131 214H132V217L130 216ZM12 216L13 217H22L21 218L22 220L13 221V223L16 222V225L11 224V226H10ZM27 216H29V218ZM31 217H32V219H34L33 221H35V224L38 222V226H41V227L43 226L45 229L41 230V232H40V238L41 239L37 245L39 247L36 248L37 247L36 246L35 249H33V251H32L33 256L30 254L29 256L23 258L22 255L19 253V250L23 247V243L26 240L33 238V236H34V230H33L34 227L31 225V224H34V222L31 223V221H32ZM164 224H165V227H164ZM4 225L11 230L13 236L10 235V231ZM55 228L58 229L57 227H55ZM56 229H54V230H56ZM117 229H119V230H117ZM121 230H122V232L127 231L128 237L126 236V237L120 238ZM205 230L206 231H202V233L200 234L201 236H203L204 232H207V229H205ZM86 231H88V232H86ZM28 235H30V236H28ZM47 237L49 240L47 239ZM100 240H105L108 243L113 242V244H112L110 253L106 256H105V254L107 253L106 250H107L108 246H110V245H104V249L102 251H100L101 256L99 259L95 255L92 256L91 254H88L87 253V247L88 246L99 247ZM124 241L126 243L127 252H131V255L127 254L126 249L124 247L120 246L121 244L118 243V242H124ZM263 246H264V237H263L262 244L257 246L254 249L255 251H252L253 249L247 250L243 246L242 248H243L245 253L241 256V259L243 262L240 263L241 262L240 261L239 264L247 263L248 261H246V260H249L250 256L253 259L252 263H250V264H258V263L264 264V252H263L264 248H263ZM40 247H42V248H40ZM117 248L121 249V251L116 252ZM200 248H201V245H200V242H198V247L195 250V253L196 252H202L203 250ZM36 250H37V252H36ZM17 253L19 255H21L20 257H22V258L18 257L19 255H17ZM169 256H171V257H169ZM178 256H180L181 258H184L187 261H190V262L192 261V264H197V261H194V259H193L194 255H192L190 257H185L183 255H178ZM255 256H256V258H255ZM17 257H18V259H17ZM244 257H246V259ZM251 257H250V260H252ZM4 259H8V260H4ZM21 259H23V260H21ZM206 259H207V261H206ZM206 259H205V261L208 263L209 260H208V258H206ZM254 259L256 261H254ZM12 260H14V262H11ZM257 261H258V263H256ZM7 262H10V263H7Z\"/></svg>",
  "mask_w": 264,
  "mask_h": 264
},
{
  "label": "built area",
  "instance_id": "2783aa9c",
  "mask_svg": "<svg viewBox=\"0 0 264 264\" xmlns=\"http://www.w3.org/2000/svg\"><path fill=\"white\" fill-rule=\"evenodd\" d=\"M139 98V101L143 100V98ZM77 99L79 105L76 103L74 105L76 107H81L85 102V99L82 97L79 98V96H77ZM116 115L117 111L115 115L112 114V111L109 114L110 118H114ZM120 115L124 116V119H127L125 111H120ZM78 122L79 119L77 120V126H79ZM83 123L80 125L79 133H76L77 127L73 131V137L78 146L69 152L66 159H52V156L48 151L42 152V154H44L43 159L48 162L50 166L49 175L45 176L49 183L55 185L66 180L71 187H75L79 186V183H85L87 181L94 182L92 180V174L98 168L95 163L98 160V156L103 153V149L99 148L101 143L98 140L103 137L96 136L91 138L90 135H87V125L85 124L84 127ZM114 131L115 129L113 132L106 133L104 131V133L113 136ZM123 152L124 150L120 147V157L123 155L126 156ZM49 157L51 158L49 159ZM214 194V192H211L209 196L203 200L204 202L200 205V210L195 212L201 214L205 213L204 211L210 210L215 213V218L210 221H203L205 223L200 222L194 224L196 226L195 233L178 238L175 244V253L178 255H183L185 257L192 256L198 247L200 234L202 231H206L205 229L209 230L210 228L220 229L224 235L229 236L233 240L242 244L247 250H251L262 244L264 237V221L261 215L251 209L245 210L243 207H241L242 210L228 206L224 208L220 206L217 209L216 205H214ZM260 212L264 213L263 211ZM167 261V255L165 253H160L156 255L153 263L167 264Z\"/></svg>",
  "mask_w": 264,
  "mask_h": 264
},
{
  "label": "crops",
  "instance_id": "0c3cea01",
  "mask_svg": "<svg viewBox=\"0 0 264 264\" xmlns=\"http://www.w3.org/2000/svg\"><path fill=\"white\" fill-rule=\"evenodd\" d=\"M187 56V54H186ZM186 63H190V64H195L194 63V60H191V61H187ZM199 173V172H198ZM132 217V214L130 215ZM165 221V220H164ZM165 223V222H164ZM164 227H165V224H164ZM163 241V240H162ZM119 244H121L120 246L124 247L126 249V252H127V248H126V243L125 241L124 242H118ZM84 244L86 245L87 244V239H85L84 241ZM112 244L113 242H110L108 243L107 241L105 240H100V245L99 247H96V246H88L87 247V253L88 254H91L92 256L95 255L97 256L99 259H100V251H102L104 249V245H110L108 247H112ZM127 254L131 255V252H127Z\"/></svg>",
  "mask_w": 264,
  "mask_h": 264
}]
</instances>
